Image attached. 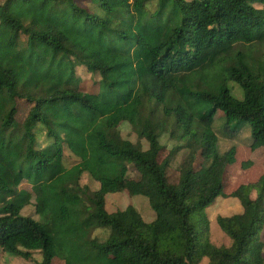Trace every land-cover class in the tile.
Here are the masks:
<instances>
[{
  "label": "trees",
  "instance_id": "1",
  "mask_svg": "<svg viewBox=\"0 0 264 264\" xmlns=\"http://www.w3.org/2000/svg\"><path fill=\"white\" fill-rule=\"evenodd\" d=\"M78 67L99 90L81 89ZM219 110L226 125L249 124L248 172L264 153V0H4L1 250L38 251V264H264V173L225 192L240 147L218 151ZM165 133L178 143L169 151ZM83 174L99 188L81 187ZM121 192L146 197L154 219L131 205L107 212L106 196ZM219 197L242 207L216 219L228 247L210 238L206 209ZM27 206L38 220L21 215Z\"/></svg>",
  "mask_w": 264,
  "mask_h": 264
},
{
  "label": "rangeland",
  "instance_id": "2",
  "mask_svg": "<svg viewBox=\"0 0 264 264\" xmlns=\"http://www.w3.org/2000/svg\"><path fill=\"white\" fill-rule=\"evenodd\" d=\"M4 0H0L2 3ZM76 73L79 76L81 82L80 87L85 92H92L93 90H99L97 84L98 78L97 76L88 73L84 68L78 67L76 69ZM227 88L230 94L237 100L243 99V91L242 89L233 81L227 82ZM213 130L218 138V151L220 153L226 152L232 146H239V156L237 157L236 163L234 166H231L226 173V187L225 192L230 193L233 189H235L240 183L251 181L258 177L259 175L264 173V153L260 151L258 153H254L252 155L253 162L250 167V171L244 172L245 169L249 165L247 161V149L243 146H246L250 143V127L248 123H242L240 126L235 127L233 123L226 125V121L224 119L222 111H218L215 116V120L212 124ZM237 128V132H232L230 130ZM121 134L123 138L131 141L132 143H137L138 139L135 133L131 130V126L128 123H121L119 126ZM143 150L147 149V143L144 140L139 142ZM161 145L165 146L166 151L171 150L174 146L178 145V143L174 140H170L168 134H163L160 137ZM243 145V146H241ZM67 158H71V156L65 152ZM187 155V151H181L173 160L172 165L170 167L172 176H170V182L177 183V168L181 164V162L185 159ZM249 160V159H248ZM250 161V160H249ZM242 163H245L244 166H241ZM239 164V165H237ZM255 164V165H254ZM237 165V166H235ZM169 173V175H170ZM130 177L133 179H137L138 175L134 172H130ZM80 186L87 185L90 190H97L99 188V182L94 181L88 174H83L80 180ZM133 206L137 209L141 217L145 222H151L155 215L153 210L151 209L148 199L144 196H129L126 192L110 194L106 196V210L109 213H113L117 210H121L126 208L127 206ZM242 212V207L237 199L234 198H222L219 197L216 201L206 209V213L208 214V218L210 221V238L211 242L216 246H225L228 247L231 244L230 238L225 235L217 224V217H227L234 214H238ZM21 215L28 216L33 218L34 220H38V216L35 213V209L31 206H27L22 209ZM108 235L107 230L96 229L92 233V238H96L98 241H104ZM260 239L264 243V228L260 233ZM41 261V254L38 251H34L31 255V258L26 260L9 253H6L0 248V264H38ZM206 261H203L205 264ZM56 264H62L58 262Z\"/></svg>",
  "mask_w": 264,
  "mask_h": 264
}]
</instances>
